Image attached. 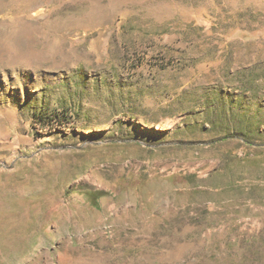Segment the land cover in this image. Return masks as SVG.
<instances>
[{"label": "rangeland", "instance_id": "1", "mask_svg": "<svg viewBox=\"0 0 264 264\" xmlns=\"http://www.w3.org/2000/svg\"><path fill=\"white\" fill-rule=\"evenodd\" d=\"M0 264H264V0H0Z\"/></svg>", "mask_w": 264, "mask_h": 264}]
</instances>
